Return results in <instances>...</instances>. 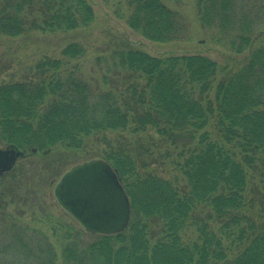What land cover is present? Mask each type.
Segmentation results:
<instances>
[{"label": "trees", "instance_id": "16d2710c", "mask_svg": "<svg viewBox=\"0 0 264 264\" xmlns=\"http://www.w3.org/2000/svg\"><path fill=\"white\" fill-rule=\"evenodd\" d=\"M124 4L117 16L143 38H186L184 18L163 0ZM194 10L213 44L247 54L242 65L122 45L97 56L98 71L87 76L71 64L86 49L71 42L0 84V147L23 154L0 176L1 213L29 179L26 168L54 181L60 169L36 170L55 167L51 159L66 151L108 162L131 208L114 235L90 234L74 220L57 223L54 241L14 231V264H264V0H194ZM93 21L87 0H0V36L8 38ZM165 162L170 179L152 168Z\"/></svg>", "mask_w": 264, "mask_h": 264}, {"label": "rangeland", "instance_id": "374dc122", "mask_svg": "<svg viewBox=\"0 0 264 264\" xmlns=\"http://www.w3.org/2000/svg\"><path fill=\"white\" fill-rule=\"evenodd\" d=\"M87 1L94 12V21L87 28L54 34L30 32L16 38L0 36V84L17 80L23 75L25 67L32 66L45 57H60L61 50L71 42L82 44L86 49L85 56L71 64H78L87 76L92 70L98 71L95 64L97 56L107 55L112 49L122 47V45L139 49L154 57L200 54L220 65L227 63L233 68L242 65L247 59V54L233 55L221 46L212 43L208 32L200 27L196 20L194 0H180L179 3L163 0L168 7L181 14L187 28L186 38L170 43L149 41L127 27L124 20L117 16V10L125 12V0ZM62 154L60 159H57V156L51 159L56 160L55 167L51 166L48 170H40L39 167L36 170L37 174L43 177L60 169L58 171H61L60 175L54 181L50 180L48 183L44 179L40 181L38 176L33 175L35 174L34 168L25 167L29 179H24L25 185L16 190L19 196L12 199L7 206V211L5 213L0 211V259L2 258L0 264H14L11 258L13 255L11 252L14 249H9L8 244L12 242L10 237L13 236L12 232L19 231L18 234L24 233L29 237L34 233L42 232L49 237L50 241H54L52 229L57 223L65 224L73 221L56 203L52 189L65 170L89 159H86L88 153L82 151H66ZM19 163L18 158L14 167ZM26 166L29 165L26 164ZM152 168L165 179H170L175 174L168 162L159 167L152 166ZM19 179L17 175V183ZM2 186L3 184L0 183V190ZM27 194L31 195L27 196ZM2 204L0 207L6 205L5 202ZM12 224L16 227L13 231L11 230ZM188 234L193 235L191 229ZM83 238L89 239L85 235ZM15 263L18 264V262ZM19 264H24V261L19 260ZM26 264H36V262L30 259L26 261ZM57 264H61L60 258Z\"/></svg>", "mask_w": 264, "mask_h": 264}, {"label": "water", "instance_id": "95a60500", "mask_svg": "<svg viewBox=\"0 0 264 264\" xmlns=\"http://www.w3.org/2000/svg\"><path fill=\"white\" fill-rule=\"evenodd\" d=\"M22 156L15 148H0V176L12 170ZM52 194L59 207L90 234L114 235L129 223V199L116 171L101 158L65 170Z\"/></svg>", "mask_w": 264, "mask_h": 264}]
</instances>
